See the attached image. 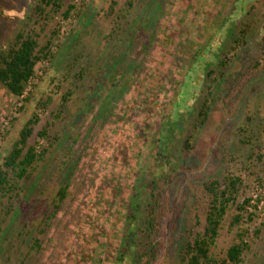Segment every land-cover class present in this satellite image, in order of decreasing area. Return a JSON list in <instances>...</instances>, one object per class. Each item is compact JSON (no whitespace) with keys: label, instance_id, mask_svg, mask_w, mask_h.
Segmentation results:
<instances>
[{"label":"rangeland","instance_id":"rangeland-1","mask_svg":"<svg viewBox=\"0 0 264 264\" xmlns=\"http://www.w3.org/2000/svg\"><path fill=\"white\" fill-rule=\"evenodd\" d=\"M36 1L0 0V50ZM111 1L69 0L76 10L68 18L56 16L42 32L30 23L41 44L56 30L53 55L38 64L24 93L28 101L0 86V167L34 113L40 120L28 144L47 150L1 224L0 264L13 249L19 259L27 252L37 219L52 210L64 174L74 169L82 190L61 209L53 253L48 249L42 261L61 255L62 264H180L188 215L203 183L231 164L249 185L250 204L239 225L249 247L240 264H264V175L259 183L242 169L252 149L264 153V0H135L110 36L126 3L115 0L116 11L107 18ZM247 23L246 42L235 46L239 26ZM208 87L207 121L185 149ZM46 122L52 123L48 138L38 139ZM6 201L0 196L3 219ZM131 204L133 224L126 221ZM149 204L156 223L151 229ZM230 218L214 249L221 258L239 240ZM36 258L32 252L28 264Z\"/></svg>","mask_w":264,"mask_h":264},{"label":"trees","instance_id":"trees-1","mask_svg":"<svg viewBox=\"0 0 264 264\" xmlns=\"http://www.w3.org/2000/svg\"><path fill=\"white\" fill-rule=\"evenodd\" d=\"M117 1H111L110 9L106 13L107 18L112 17L118 6ZM135 0H126L124 6L118 9L113 21L116 22L113 29L109 33L110 36L120 29L122 20H125L130 10L134 7ZM76 10V6L71 4L69 0H37L26 16V21L20 26L14 34L7 47L0 50V86L6 89L12 96L18 100L24 99L28 101V97H24V93L36 79V69L39 63L43 60L52 57L50 48L54 45L55 31L42 44L39 42V34L36 31V26L31 28L29 24H36L39 26L40 32L45 31L48 24L55 19L56 16L61 15L63 18H68ZM251 10L249 15H252ZM78 14V13H77ZM241 24L239 26L240 36L234 40V45L245 43L243 38L250 30V23ZM261 48L264 52V37L261 43ZM223 66L225 62H221ZM261 63L255 61L254 69H257ZM212 75L211 72L208 73ZM214 78H210L212 80ZM213 81V80H212ZM209 88V87H208ZM213 89L209 90L202 96L201 102L198 106V112L194 119L191 128L188 130V135L185 140L184 148L189 149L194 141L195 135L200 128H202L208 118V113L211 107ZM67 101L63 97V103ZM63 105V104H62ZM41 108H45L46 104L41 103ZM23 109V106L20 107ZM38 114H33L23 124L18 139L13 143L11 149L4 155L3 162L0 167V196L7 199L5 203L9 204L5 209L4 219L0 218V227L6 218L10 215L14 203L20 197V194L27 188V185L33 177L38 164L42 161L47 150H37L35 146L29 145L28 141L33 136L35 126L39 122ZM51 122H46L44 126L37 132L38 139L48 138V130L51 128ZM244 144L249 142L243 141ZM252 149L248 162L242 165V169L247 172L248 176L253 177L257 182H262L264 175V153L258 147ZM231 163L234 158H230ZM231 164L228 165L225 173L219 177L208 179L203 183L199 195H197L196 205L193 206L188 215L187 226L185 229L186 238L185 245L181 252L180 264H240L243 252L248 249V243L243 240V231L240 229V223L244 220V215L247 213V208L250 204V198L247 196L248 184L242 172L234 171ZM256 167L258 172H256ZM254 168V170H253ZM76 169L71 170L67 174L65 180L61 181V185L57 188L55 195L50 201V212H44L41 218L37 220V235L32 237L31 244L28 246L27 252L21 254L20 259L14 256V249L6 258V264H28V258L32 252L36 253L37 263L29 264H62L61 255L56 257L53 262L48 260H41L42 255L49 249V253H53V248L50 241L53 235L56 234V229L61 224L60 211L66 201L75 193L80 192V186H76L74 178L76 177ZM255 176V177H254ZM261 176H263L261 178ZM251 179V181H253ZM264 180V179H263ZM139 185H133L132 201L137 205ZM101 199H98V204ZM130 205V211L126 215V221L134 223L135 216L132 211L134 205ZM251 206V205H250ZM147 211L150 217L147 222L149 229L155 227L153 222L152 205L147 206ZM230 218V228L236 227L238 229L236 238L237 242L232 243L226 250L223 258L217 256L214 249L217 247V242L220 232L225 222ZM247 219L251 220L250 214ZM25 227V226H24ZM101 241H99L100 243ZM146 245V244H144ZM89 255L91 250H87ZM123 256V255H121ZM52 256H49L50 259ZM122 261L121 258H118Z\"/></svg>","mask_w":264,"mask_h":264}]
</instances>
